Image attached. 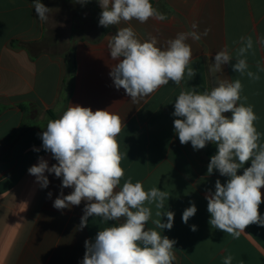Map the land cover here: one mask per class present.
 Listing matches in <instances>:
<instances>
[{
  "label": "crops",
  "instance_id": "0c3cea01",
  "mask_svg": "<svg viewBox=\"0 0 264 264\" xmlns=\"http://www.w3.org/2000/svg\"><path fill=\"white\" fill-rule=\"evenodd\" d=\"M150 2L167 20L131 21L141 39L150 34L164 45L177 33L192 31L194 22L199 32L206 28L210 32L199 41H186L193 52L189 66L197 70L194 78L185 74L179 86L169 81L133 104L124 89L114 87L109 73L115 62L107 47L109 36L128 24L100 26L97 0L84 5L77 0H41L51 9L46 22L38 19L33 0H0V264H80L85 240H94L99 230L122 222L123 218L105 223L100 217H89L87 227L80 230L86 202L55 209L62 177L46 172L49 185L42 189L28 172L40 157L49 166L57 163L43 149L39 134L70 105L93 111L110 109L122 117L124 128L116 138L124 155L120 187L130 177L133 183L142 182L145 190L156 187L170 194L165 204L175 213L174 225L171 230H161V235L176 241L175 264H223L228 254L233 256L232 264H264V227L249 225L239 239H233L208 223L211 217L205 196L209 190L215 191L217 179L223 184L228 178L215 170L207 173L210 159L205 148L201 153L190 142H179L172 115L182 90L203 92L216 85L208 69L218 51L227 46L235 63L242 36H251L254 45L264 37V0ZM257 61L264 65V50L255 45V55H248L249 70L256 72ZM223 75L241 80V95L254 106L255 126L264 134V72L259 81L252 82L228 64L223 66ZM260 142L264 143V135ZM248 166L250 162L245 164ZM242 172L238 170V174ZM72 191L63 188L64 195ZM261 192L264 199V188ZM193 202L197 212L185 224L182 213ZM259 212L264 216V202ZM152 219L146 229L155 228ZM162 220L166 222V217Z\"/></svg>",
  "mask_w": 264,
  "mask_h": 264
},
{
  "label": "clouds",
  "instance_id": "9594fccd",
  "mask_svg": "<svg viewBox=\"0 0 264 264\" xmlns=\"http://www.w3.org/2000/svg\"><path fill=\"white\" fill-rule=\"evenodd\" d=\"M81 5L89 0H77ZM101 13L99 25L105 28L120 25L109 36L107 47L113 63L110 77L114 87L124 89L133 104H139L169 81L177 86L185 78H194L197 70L190 67L193 58L191 38L199 41L207 37L210 29L198 31L193 23L190 32L177 33L164 45L149 34L141 39L130 22L146 23L149 19L167 20V16L153 7L150 0H97ZM33 8L41 22L49 18L50 8L41 0H33ZM233 54L227 46L215 54L208 71L216 85L199 92L196 88L181 91L174 103V130L182 145L191 143L200 150L211 142L217 152L211 156L207 173L218 171L227 177L225 183L215 182V191L206 194L208 223L239 239L241 233L252 224L264 227V216L259 212L264 188V143L255 122L258 116L254 106L242 96L240 79L230 80L223 75V66L231 64L232 70L252 82L260 80L264 65L259 61L256 72L249 70L248 55H255V45L264 50V37L255 41L251 36L241 37ZM220 74V75H218ZM231 113V116H226ZM124 128L122 117L110 109L93 111L90 107L70 105L58 119L49 120L46 129L39 134L42 147L51 153L57 163L49 166L43 157L28 169L36 183L43 188L49 185L45 173L62 177L61 192L53 202L57 210L71 209L85 201L79 229L87 227L89 217H100L102 222L121 221L99 230L94 238L85 240V253L80 264H173L176 241L161 235V230H171L173 211L165 202L170 194L153 187L145 190L142 182L133 183L129 177L120 187L125 172L121 167L124 155L120 152L117 136ZM39 151V149H33ZM250 162V166L245 164ZM243 169L242 174L238 170ZM63 188L73 191L64 195ZM49 192L48 196L51 197ZM155 208V219L153 217ZM197 212L191 203L182 213L187 224ZM166 217V222L162 220ZM155 228H147L149 220ZM197 231L196 225H191ZM233 256L225 255L223 264H232Z\"/></svg>",
  "mask_w": 264,
  "mask_h": 264
},
{
  "label": "rangeland",
  "instance_id": "374dc122",
  "mask_svg": "<svg viewBox=\"0 0 264 264\" xmlns=\"http://www.w3.org/2000/svg\"><path fill=\"white\" fill-rule=\"evenodd\" d=\"M205 150H206V154L209 155V152L211 150V152L213 153L212 155H215L216 152H217V147L215 144L209 142L206 147H205ZM201 153L203 152L202 149H200Z\"/></svg>",
  "mask_w": 264,
  "mask_h": 264
},
{
  "label": "trees",
  "instance_id": "16d2710c",
  "mask_svg": "<svg viewBox=\"0 0 264 264\" xmlns=\"http://www.w3.org/2000/svg\"><path fill=\"white\" fill-rule=\"evenodd\" d=\"M21 131H23V129H22ZM212 154H213V153H212L211 150H210L209 155H208L209 159L211 158V156H213ZM173 264H175V262H173Z\"/></svg>",
  "mask_w": 264,
  "mask_h": 264
}]
</instances>
